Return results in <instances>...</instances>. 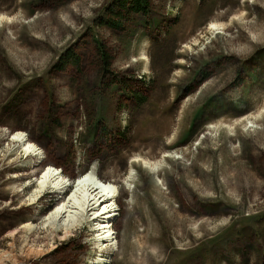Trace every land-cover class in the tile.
Segmentation results:
<instances>
[{"label": "rangeland", "instance_id": "1", "mask_svg": "<svg viewBox=\"0 0 264 264\" xmlns=\"http://www.w3.org/2000/svg\"><path fill=\"white\" fill-rule=\"evenodd\" d=\"M114 2L0 0V264H264V0H149L123 30ZM49 162L127 190L114 243L45 225L78 186L30 202Z\"/></svg>", "mask_w": 264, "mask_h": 264}, {"label": "bare ground", "instance_id": "2", "mask_svg": "<svg viewBox=\"0 0 264 264\" xmlns=\"http://www.w3.org/2000/svg\"><path fill=\"white\" fill-rule=\"evenodd\" d=\"M217 27L216 24L211 23L209 28L212 30ZM9 141L19 143L22 152L26 155H39L37 145L28 141L24 132L13 133L12 139ZM55 170L56 168L49 167L41 173V177L39 176L34 182H30L29 188L32 189L29 196L30 202H38L41 198L48 199L49 196L44 195L45 193L61 192L67 188V184L64 182V174L60 170L58 173ZM117 190L114 184L104 183L95 172L88 173V176L82 175L71 197L62 201L54 207L55 209L50 211L45 225L68 234L72 228L82 225V223L94 222L93 225L96 224L95 231L101 246L114 243L116 239L111 224L117 216L114 213V211L117 212ZM29 227L30 229L33 228L32 225H29ZM97 260L100 263L101 259Z\"/></svg>", "mask_w": 264, "mask_h": 264}, {"label": "trees", "instance_id": "3", "mask_svg": "<svg viewBox=\"0 0 264 264\" xmlns=\"http://www.w3.org/2000/svg\"><path fill=\"white\" fill-rule=\"evenodd\" d=\"M148 4H149V0H115V2L113 4L114 7L110 11L109 19L106 21H103V24H105L106 26H108L114 30H123L124 23L128 19L129 16L135 15V14H146V12H147L146 9H147ZM97 51H98V55L100 56L101 61H102L103 74L106 75L105 77L112 74V78H113V73L111 70L113 56L110 54V52H108V48H107L106 44H104L102 42L101 43L98 42L97 43ZM61 60H64L63 61L64 63L63 62L61 63L62 69L67 65V63L68 64L72 63L75 67H78L80 64V58L78 57V55L73 50H68L67 52H65V54H64V56H62ZM112 78H111V80H109L110 84L115 83V82H112ZM135 97L138 98L137 95ZM138 99H140L139 100L140 103L143 101V100H141V98H138ZM1 128H4V127H1ZM7 130L9 131V129H7ZM12 130H13V132L11 134H13L15 132H19V131L23 132L22 130H18V129H16V130L12 129ZM9 133H10V131H9ZM27 140L30 141L31 143L35 144L33 137H29V138H27ZM257 150L260 152L258 158L264 157V150L259 149V148ZM42 165H43V162L40 161L39 168H41ZM135 166H139V165H134V167ZM46 167H54V165H53V163L49 162ZM56 170H58V168H56ZM18 172H21V170H19ZM244 174L247 175L248 174L247 171L246 172L245 171L240 172L239 177H237V182L241 181L240 178L243 177ZM260 176H262V177L264 176L263 171H260L258 176H257V174L255 175V177H257V181H258ZM118 191H119V195H122L124 193H128L127 190H125L123 187L118 189ZM118 197L119 198L117 199V203L120 201V196H118ZM12 205H14V204H12ZM10 206L11 205H9V207ZM189 206L196 207L197 205H195L194 202L193 203L191 202L188 205V207ZM26 208L30 209L33 207H22V208L17 207L16 210L18 212H21V211L24 212L26 210Z\"/></svg>", "mask_w": 264, "mask_h": 264}]
</instances>
